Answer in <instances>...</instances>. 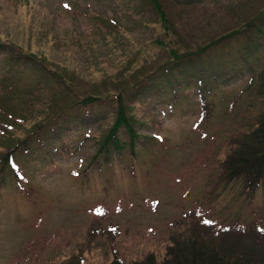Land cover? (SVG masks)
<instances>
[{"label": "rangeland", "instance_id": "1", "mask_svg": "<svg viewBox=\"0 0 264 264\" xmlns=\"http://www.w3.org/2000/svg\"><path fill=\"white\" fill-rule=\"evenodd\" d=\"M159 1L167 31L146 0H0V43L26 57L0 53V106L7 109L0 123L13 122L8 113L28 119L17 120L9 138L0 131V264H111L116 250L125 264L151 254L160 264L170 235L186 230L196 211L218 223H264V183L250 198L241 179L220 178L230 142L264 108L253 93L264 79V0ZM256 25L257 39L247 33L183 70L172 65L171 80L157 72L172 47L183 53ZM252 75L256 85L244 91ZM123 89V115L141 138L137 160L127 133L124 158L113 149L109 157L98 153ZM86 97L102 100L83 103ZM200 97L211 113L193 131ZM64 118L73 122L64 126ZM10 151L25 177L21 187L9 168L1 170Z\"/></svg>", "mask_w": 264, "mask_h": 264}, {"label": "trees", "instance_id": "2", "mask_svg": "<svg viewBox=\"0 0 264 264\" xmlns=\"http://www.w3.org/2000/svg\"><path fill=\"white\" fill-rule=\"evenodd\" d=\"M148 4L152 7L154 13L158 16L159 23L163 25L164 29L167 31L166 26L171 24V22L165 16L163 7L159 0H146ZM256 31L252 30H244L233 31L231 34H228L226 37H222L216 41L208 43L204 46H198L194 48L186 47L183 48L185 51L183 53H179V51L172 47L170 54L171 59L167 61V63L161 66V70H157L160 72L161 76H166L169 79H172L173 76V67L182 70L189 66V60L192 58L201 59L203 57L211 55L214 51L218 50L222 46H226L232 39H237L238 37H243L244 34L249 33L248 36L251 39H257L259 33H262V26L256 25L254 26ZM247 29V28H245ZM171 30V29H170ZM174 31V29H172ZM159 42V41H157ZM231 44V43H229ZM175 46V43L170 44ZM0 53L6 56L11 61L15 59H24L26 57H22V54H18L17 52H11V49L6 47L5 43H0ZM27 59H31L28 57ZM33 60V59H32ZM41 61V60H40ZM169 64V65H168ZM49 72V71H48ZM46 72V73H48ZM163 74V75H162ZM51 76L55 78V82L61 83L63 80L61 77L55 75V73H51ZM259 78L261 79L264 75V70H262L259 74ZM150 85L154 79L148 77ZM254 75H252L248 84L244 86V91H251L255 86ZM155 84H152L150 87L142 86L139 88V91H136V95L143 94L149 88H152ZM125 89L120 90L115 97L116 102V112H115V121L113 125L108 130V133L103 134L98 138V153L104 154L107 157L110 156L112 149L116 151L117 156L120 158H124V155L121 153L120 149L123 146H126V143H123L121 134H126L129 138V152L131 153V159L137 160V156L139 154L137 148L135 149V142L140 137L133 136L130 127L129 121L123 115V108L125 106ZM138 90V89H137ZM147 93V92H146ZM200 93V92H199ZM258 98L263 101L264 104V79L262 82H258L257 88L253 91ZM238 96H241L239 94ZM56 98H50V106L55 107L57 105ZM92 100H102L100 97H86L83 100V103ZM200 113L197 121L194 123L192 130L196 131L197 128L203 124L209 117L211 113V104L206 103V100L203 97H200L199 101ZM34 102H32V105ZM35 106V104H34ZM86 108V107H84ZM82 108V109H84ZM7 110L5 107L0 106V116L1 114H7L5 112ZM66 109L62 111L49 112V115L44 119L38 121L37 128L42 130L44 127L49 126L50 120H56V116L63 117ZM9 121L10 124L4 125L2 123L1 126L5 127L8 130L16 129L18 124L17 120L25 123L28 121L26 115H10ZM105 116V115H103ZM102 118V117H101ZM98 119V121L103 120ZM64 126H69L73 120L64 118ZM6 124V123H4ZM6 129H1L3 132V136L9 138V135L13 133V130L8 131ZM122 133L120 130H122ZM33 132L36 129H32ZM32 132L29 133L28 136H31ZM0 135V138H3ZM28 137L25 138V140ZM90 138V137H87ZM39 140V139H38ZM24 143V142H23ZM20 146V142L16 141L14 143V147ZM27 151V149H23ZM138 154L136 155V153ZM11 158L14 160V154L10 151L6 154L1 161V170H4L6 167L9 168L11 174L15 175V170L11 168L10 161ZM95 158L98 163L101 161ZM136 158V159H135ZM106 160V158H105ZM99 165V164H96ZM222 174L220 176L221 180L226 184L231 183L234 179H241L243 187L248 190V195L250 198L253 191L257 190V188L264 183V108L259 112L256 123L252 125L251 130L248 133L242 134L238 140L234 142H230V151L227 153L225 160L220 164ZM225 184V185H226ZM251 193V194H250ZM206 221L201 215H195L189 222L186 230L183 232H175V234L170 235L171 245L167 247L165 258L160 264H264V223L262 221L256 222L252 221L250 223H240L239 221H231L227 225H218L215 221L205 224ZM208 221V220H207ZM98 231V228L91 229V233H101ZM103 234V233H102ZM172 237V238H171ZM118 256L117 251L115 252V256ZM74 264V263H68ZM76 264H79L77 261ZM111 264H125L118 259H114ZM129 264H158L155 261L154 256L148 255L141 262H133Z\"/></svg>", "mask_w": 264, "mask_h": 264}, {"label": "snow or ice", "instance_id": "3", "mask_svg": "<svg viewBox=\"0 0 264 264\" xmlns=\"http://www.w3.org/2000/svg\"><path fill=\"white\" fill-rule=\"evenodd\" d=\"M204 223H205V224H209V223H211V222H210V221H204Z\"/></svg>", "mask_w": 264, "mask_h": 264}]
</instances>
